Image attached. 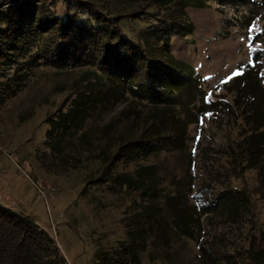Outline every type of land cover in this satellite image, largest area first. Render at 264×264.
I'll list each match as a JSON object with an SVG mask.
<instances>
[{"label":"rangeland","instance_id":"obj_1","mask_svg":"<svg viewBox=\"0 0 264 264\" xmlns=\"http://www.w3.org/2000/svg\"><path fill=\"white\" fill-rule=\"evenodd\" d=\"M8 1L0 0V12ZM75 1L123 17L120 31L134 43L143 45L139 35L153 24L167 26L155 20L163 16L157 7L140 0H37L36 19L74 15L93 25L77 13ZM173 1L184 6L191 32L169 37V54L201 79L199 83L190 76L177 77L179 88L189 90L182 98H192L182 112L183 145L164 146L157 139L148 158L116 171L132 173L154 165L161 194H183L194 207L198 225L193 239L173 233L167 225L161 236L150 235L145 245H138L135 260L122 220L138 199L124 189L90 182L100 174L104 140L140 136L151 123L152 105L140 99L145 97L126 93L94 115L77 136L62 141L59 151H49L44 145L47 117L62 108L82 74L98 72L96 65L57 69L46 63L51 41L46 33L35 39L16 38L14 49L6 51V61L0 64V205L33 221L52 238L59 255L48 264H245L251 246L250 254L264 264V251L256 249L264 240V187L258 171L242 169L233 151L243 132L235 104L227 108L225 103L232 105L235 91L220 89L221 81L261 49L264 0ZM141 8L139 19L130 17ZM1 20L0 30L6 31ZM258 70L263 84L264 65L260 63ZM223 196L236 198L235 204L227 205Z\"/></svg>","mask_w":264,"mask_h":264},{"label":"trees","instance_id":"obj_2","mask_svg":"<svg viewBox=\"0 0 264 264\" xmlns=\"http://www.w3.org/2000/svg\"><path fill=\"white\" fill-rule=\"evenodd\" d=\"M36 1L11 0L0 12L1 23L6 26V31L0 30V64L6 61V51L14 49L12 42H16V38L35 39L46 33L47 39L51 40L44 56L46 63L57 69L96 65L98 71L82 74L75 89L60 106L62 108L47 117L44 145L49 151L58 150L62 141L77 136L94 115L106 111L126 93L145 97L140 99L148 100L153 108L150 125L136 138L120 136L104 140L100 174L90 183L118 191L124 189L138 199L127 208L122 220L132 260L137 258L138 245H145L146 237L150 235L161 236L167 225L173 233L193 239L198 225L194 207L188 206L185 196L179 192L161 194L157 167L140 166L132 173L116 171L121 165L127 166L135 160L148 158L157 139L164 146L179 148L183 145L182 112L185 114V105H189L192 98H182L181 94L189 90L179 88L181 80L178 81L177 77L190 76L199 83L201 80L193 68L169 54V37H185L191 32L184 6L173 0H140L143 4L157 7L163 16L155 20L167 25L163 29L153 24L144 30L139 35L140 41H144L142 45L122 34L119 24L123 17L108 16L92 5L75 1L77 13L91 20L93 25L82 23L74 15L43 21L36 19ZM142 9L130 17L139 19ZM261 20L264 22V14ZM185 25L186 29L181 28ZM260 36V51H254L251 60L238 65L234 71L241 70L243 75L233 76L220 89L227 86V89L235 91L232 105L225 103L227 108L235 104L242 126L240 131L243 133L233 151H237L236 157L242 169L258 171L264 187V82L259 83L258 78L261 77H257L258 65H264V28ZM148 40H151L150 44ZM110 41H113L112 44H109ZM156 42L158 48H153ZM4 89L2 92L5 95ZM4 95L1 98L5 100ZM202 110L203 106L199 108L201 115ZM222 199L227 205H234L236 198L223 196ZM256 245L257 251L262 253L264 240ZM251 249L252 246L245 264H263L259 256L250 254ZM58 255L52 238L43 229L0 205V264H48Z\"/></svg>","mask_w":264,"mask_h":264},{"label":"snow or ice","instance_id":"obj_3","mask_svg":"<svg viewBox=\"0 0 264 264\" xmlns=\"http://www.w3.org/2000/svg\"><path fill=\"white\" fill-rule=\"evenodd\" d=\"M243 75V72L241 70H238L232 74V76H229L226 80L221 81V83H227L229 80L233 78V76H239ZM209 96H211V93H209Z\"/></svg>","mask_w":264,"mask_h":264}]
</instances>
